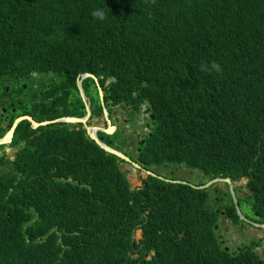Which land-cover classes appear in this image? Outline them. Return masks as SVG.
I'll return each mask as SVG.
<instances>
[{
    "label": "trees",
    "instance_id": "1",
    "mask_svg": "<svg viewBox=\"0 0 264 264\" xmlns=\"http://www.w3.org/2000/svg\"><path fill=\"white\" fill-rule=\"evenodd\" d=\"M212 63L222 71L201 70ZM52 72L47 103L19 107L10 125L20 115L83 117L84 107L61 112L51 101L64 97L51 94L71 90L84 106L79 79L94 74L106 100L150 103L148 165L248 179L238 201L264 222V0H0V99L16 107L21 84L34 92L32 74ZM92 86L99 101L95 79L84 80L88 94ZM21 142L14 164H0V264H264L249 244L225 251L218 240L220 212L244 221L230 190L225 205L213 188L155 177L132 190L120 158L82 124L23 121L11 145Z\"/></svg>",
    "mask_w": 264,
    "mask_h": 264
},
{
    "label": "flooded vegetation",
    "instance_id": "2",
    "mask_svg": "<svg viewBox=\"0 0 264 264\" xmlns=\"http://www.w3.org/2000/svg\"><path fill=\"white\" fill-rule=\"evenodd\" d=\"M52 75H54V74H46V76H45V75L40 73L35 77L34 73H33L32 77H30L28 79V83L33 86V89L35 91L34 92L30 91L27 84H21V86L24 89V92H20L17 95V99H16V103H15L16 107H14V108H13L14 103H12L9 98L6 99V97L3 96L0 99V133L3 132V135H4L7 132V130L5 128L8 125H10L12 113H17L19 111V107H24V106L30 105L32 110H34V111H36V113H38L39 106L44 102L47 103V100H45V97H47V94L44 91V89L47 87H51L50 83H46L47 80H52L53 82H55V78H53ZM97 88H98V86H97ZM8 91H9V89L7 88L6 92H8ZM95 91H96L95 86L91 87L90 94H88L85 91L87 98H88V103L91 105V108H92V117H91V120L89 121L88 125H93L94 122L96 121L95 126H97L98 129H104L106 131L107 130L110 131L114 127L113 132H112L113 133L112 136H117V137L119 136L121 141L114 142V140H112V141L105 140V137L102 135V134H105V132L103 130H100L99 132H97L98 137L102 138L107 144H111V146L114 149H116L119 152H121L122 154L126 155L129 158V160H131V162L127 163L128 166L130 167L128 169V172L131 174H137V177H139L140 179L142 178L143 185H144L145 181L148 180L150 177H155L153 174H155L157 176L155 178L162 177L164 179L175 180V181H176V179H178L177 177H179V176L183 177L184 176L186 178V179H184V181H186V182L188 181V183H189L190 178L194 177L195 173L200 174L197 170H195V171L189 170L184 165H180L178 163L167 164V165H163V164L162 165H156L153 163L151 165H148V162H150V161H149V157L144 155V147L146 146L148 139L151 136H153V132H154V129L156 126L154 124L155 121L152 119V111H151L150 104L146 101H143L142 99L137 101L135 106L132 104H123V102L122 103H115L114 101L106 100L105 95H104L105 93H103V99L100 97L99 101H98V99L96 98V95L94 94ZM98 92H99V90H98ZM51 96L52 97H58V96L64 97V100H60V102H58V100H56V99H54L52 101H51V99H48L52 102V105L61 106L60 107L61 112L67 113L72 109L83 110V107H84L86 114L83 117L87 116V114H88L87 104H86L85 100L83 99L82 94H81V97L83 99L84 106L81 103L74 101V99H73L74 93L71 90L65 91V92H60V91H58L57 87H54V91L51 94ZM99 96H100V94H99ZM40 99H42L44 101H42ZM4 103H5V106H2V104H4ZM7 106H12L11 112H9L7 110ZM4 109H6L5 114H3ZM105 110L108 112V117H106V115H105ZM33 115H34V117L40 116L39 114H33ZM20 116H25V115H20ZM64 117H67V116H64ZM64 117H61V118H64ZM61 118H58V119H61ZM32 119H33V117H32ZM58 119H54V120H58ZM54 120L48 119V120H42L41 122L54 121ZM70 125L72 126L74 124H70ZM82 128L86 129L88 132V129L86 128V126L84 124H82ZM4 130H6V131H4ZM106 136H108V135H106ZM117 140H118V138H117ZM7 147L11 148V151H7L6 150ZM26 147H27L26 144H24L23 142H21V144L18 147L12 146V145H9V146L0 145V164L2 163L1 162L2 158H4V160L6 161V164L8 166H12L14 164V162L17 160L19 153L23 152ZM4 151L7 152V154H8V160H6V158L4 156L5 155ZM133 163L139 165L140 167H136L135 165H133ZM121 164H122V162L119 163L120 166H121ZM0 167H2V166L0 165ZM160 168L163 171H161ZM2 169H3V167H2ZM183 169H185V172L182 171ZM200 175L202 177L201 179L205 180V184L208 183L209 181L214 180V179H207L206 175H204V174H200ZM144 176H147V177L144 178ZM219 178H224V177H219ZM218 182H220V181H218ZM218 182L216 181L215 183H218ZM215 183H213V186H215ZM220 183L223 184V187H221V186H217V187L210 186L209 188L212 187L214 189L215 193L219 191V194H221L223 198H227V196H228L227 192H228V190H231L230 186H229V184H227L225 182H220ZM233 183H234V189H235V192L237 195V199H238V197H240V198L248 197V193H247L248 192V187H247L248 180L246 183L243 181L233 182ZM197 185H200V184H197ZM225 185H228V187ZM242 191H244L246 193V195L243 196ZM237 192H238V194H237ZM215 200H216L215 202L220 204V205H225V204L229 203L228 200L221 201V199L218 197H215ZM238 202H239L240 209L250 219V220H245L242 218L244 220L243 222H248V224H246V225L250 224L254 228L264 229V222L257 220L254 217L255 214L252 213L250 208H245L244 207V206H246L245 204L241 205L240 201H238ZM235 206H236V204H235ZM236 209H237V207H236ZM238 212H239V210H238ZM221 218L232 221V219H230L227 215H225L224 212L219 213L218 221ZM253 222H257V224H253ZM217 236H218V240L221 244L225 242V239L222 238L221 234H217ZM252 240H256V238H253ZM246 244H249V243H245V245ZM257 246H258V244H253L254 249H256ZM242 249H243V246L237 247L236 251H242Z\"/></svg>",
    "mask_w": 264,
    "mask_h": 264
},
{
    "label": "water",
    "instance_id": "3",
    "mask_svg": "<svg viewBox=\"0 0 264 264\" xmlns=\"http://www.w3.org/2000/svg\"><path fill=\"white\" fill-rule=\"evenodd\" d=\"M50 74H53V73H50ZM34 76L35 77L37 76L36 73H34ZM88 78H93V79L96 80L100 97L103 99V90H102V88L100 86V83H99V80H98L97 76L94 75V74H91V73L84 74L81 77V79H79V87H80V91H81L82 97H83V99L85 100V102L87 104V110H88L87 116H85V117L70 116V117H64V118H61V119H58V120H54V121H44V122H40V123L39 122H35L32 119V117H30V116H20L19 118H17L14 121L12 126H10V125L7 126L9 131L6 133L5 136H3L0 139V145L11 144L16 128L19 126V124L22 121H25V120H27V121H29L31 123L32 129H36L37 127H40V126H47V125L57 124V123H61V122L62 123H68V124H84L86 126V128L88 129L90 137L96 142L97 145H99V147H101L103 150H105L109 154H112V155H115L117 157L122 158V160H124L126 162H131V160H129V158L126 155L122 154L118 150H116L113 147H111L110 146L111 144L104 143V141L97 136V131H100V130H103L105 132V134H107V135L113 134L112 132H113L114 127L112 128V130H110V131L107 130L106 131L104 129H98L97 126L88 125V123H89V121L91 120V117H92V108H91V105L88 103V98H87V95H86V93L84 91V88H83V82H84V80H86ZM113 80L115 81V78ZM5 113H6V109L3 110V114H5ZM105 115H106V117H108V112L106 110H105ZM152 119L153 120L156 119L155 115H152ZM154 124L156 125L157 123L155 122ZM7 150H8V148H7ZM133 165H135L136 167H140L139 165H137L135 163H133ZM153 175L155 177H157L155 174H153ZM158 178L163 180V181H165V182H169V183H178V184L191 185L195 189H208L216 181L217 182L218 181L225 182V183L229 184V186H230L231 193L234 195L233 200H234V202L236 204L237 209L239 210V213H240L241 217L243 219H245V220H250L239 207V202L237 200V195H236V192H235V189H234V183L232 182L231 178H228V177L227 178H216V179H214L212 181H209L208 183H206L204 185H193V184L188 183L186 181H175V180L164 179L162 177H158ZM131 189H134V188L131 187ZM253 224H257V222H253ZM217 226H218V224H215L214 225V229L217 228ZM142 233H143V231H142ZM224 250L225 251H229L230 247L229 246H224Z\"/></svg>",
    "mask_w": 264,
    "mask_h": 264
},
{
    "label": "rangeland",
    "instance_id": "4",
    "mask_svg": "<svg viewBox=\"0 0 264 264\" xmlns=\"http://www.w3.org/2000/svg\"><path fill=\"white\" fill-rule=\"evenodd\" d=\"M5 97H6V99H8L7 95ZM93 125L94 126L96 125V121L94 122ZM2 135H3V132L0 133V136H2ZM106 135L105 134L103 135L105 137V140H110V141L114 140V142L121 141L119 136L118 137L117 136H112V134L108 135V136H106ZM117 138H118V140H117ZM4 154H5L4 156H5L6 160H8L7 152L4 151ZM163 165H166V164H163ZM121 168H122L123 172L127 175V178L129 180V183L131 184V187H133V188L142 187V185H143L142 178L140 179L139 177H137V174L129 173L128 169L130 167L128 166V164L122 163L121 164ZM160 170L163 171L161 168H160ZM6 171L7 170H4V169H2V167H0V174L2 176H4ZM182 171L185 172V169H183ZM146 177L147 176H144V178H146ZM177 178L178 179H176V181H184V179H186L184 176L183 177L179 176ZM201 178L202 177H201L200 174L195 173L194 177L190 178L189 183H191L193 185L200 184L201 181L203 180ZM244 182L246 183L247 181H244ZM211 186H213V185H211ZM217 186L223 187V184L218 182V183H215V186H213V187H217ZM242 192H243L242 193L243 196L246 195V193L244 191H242ZM230 194H231L232 198H234V195L231 193V190H230ZM237 194H238V192H237ZM238 198H240V197H238ZM246 198H248V197H246ZM223 199L224 200H228L229 197L227 196V198H223ZM244 204L246 205V206H244L245 208H249V206L246 204V202ZM232 221L224 219V218H221L218 221V223H217L218 226H217V228H215V230H216L217 234H221L222 238L225 239V242L221 244L222 246L223 245L230 246V250L236 251L237 247L244 246L245 243H249V245L251 247H253V244H254L253 240H252L253 238H256V240H259V239L263 240L264 229L254 228L250 224L246 225V224H248V222L241 221L240 224H237V222L234 223V221L233 222ZM142 231H143L142 229H137L136 230L135 235H134L136 240L142 239V237H143ZM255 250H256V252H258L260 254L261 257L264 258V244H258V246L256 247Z\"/></svg>",
    "mask_w": 264,
    "mask_h": 264
},
{
    "label": "clouds",
    "instance_id": "5",
    "mask_svg": "<svg viewBox=\"0 0 264 264\" xmlns=\"http://www.w3.org/2000/svg\"><path fill=\"white\" fill-rule=\"evenodd\" d=\"M91 15L93 16V18L94 19H97V20H100V21H103L105 18H106V13H105V11L103 10V9H101V8H97V9H95V10H93L92 11V13H91ZM201 70L202 71H211V70H214V71H216V72H221L222 71V68H221V66L218 64V63H212L210 66L209 65H201ZM83 76V75H82ZM81 79V78H80ZM84 83V82H83ZM84 88V87H83ZM103 93H104V91H103ZM150 104V103H149ZM151 106V105H150ZM151 111H152V107H151ZM152 115H154L153 114V112H152ZM25 116H30V115H25ZM31 117V116H30ZM67 117H70V116H67ZM74 117H76V116H74ZM156 117V116H155ZM19 118V117H18ZM17 119V118H16ZM15 119V120H16ZM34 120V119H33ZM25 121H27V120H25ZM35 121V120H34ZM156 123H157V121H156V119L154 120ZM23 122V121H22ZM21 122V123H22ZM29 122V121H28ZM35 122H37V121H35ZM14 123V122H13ZM30 123V122H29ZM40 123V122H39ZM62 123V122H61ZM31 124V123H30ZM58 124V123H57ZM68 124V123H67ZM13 125V124H12ZM11 125V126H12ZM51 125H53V124H51ZM70 125V124H69ZM74 125H79V124H74ZM48 126V125H47ZM90 126H94V125H90ZM156 126H157V124H156ZM155 126V127H156ZM40 127H43V126H40ZM32 128V127H31ZM38 128V127H37ZM36 128V129H37ZM6 130H7V132L9 131V129H8V127H6L5 128ZM17 129V128H16ZM32 130H35V129H32ZM16 131V130H15ZM6 132V133H7ZM97 132H99V131H97ZM6 133L4 134V135H2V136H0V139L3 137V136H5L6 135ZM15 134V133H14ZM89 134V133H88ZM97 136H98V134H97ZM14 137V136H13ZM102 139V138H101ZM103 140V139H102ZM104 141V140H103ZM12 143H13V140H12ZM11 143V144H12ZM104 143H106L105 141H104ZM11 144H8L7 146H9V145H11ZM107 144V143H106ZM99 146V145H98ZM111 146V145H110ZM112 147V146H111ZM8 148V150L7 151H11V148H9V147H7ZM120 158V157H119ZM120 162H122V163H128V162H126V161H124V160H122V158H120V161H119V163ZM120 166V165H119ZM120 168H121V166H120ZM121 170H122V168H121ZM123 171V170H122ZM126 177H127V175H126ZM128 179V178H127ZM232 180V179H231ZM248 179H244V180H241V181H247ZM249 181V180H248ZM233 182V181H232ZM240 182V181H239ZM136 188H141V187H136ZM135 189V188H134ZM133 190V189H132ZM238 200V199H237ZM143 230V229H142ZM223 246H227V245H223Z\"/></svg>",
    "mask_w": 264,
    "mask_h": 264
},
{
    "label": "crops",
    "instance_id": "6",
    "mask_svg": "<svg viewBox=\"0 0 264 264\" xmlns=\"http://www.w3.org/2000/svg\"><path fill=\"white\" fill-rule=\"evenodd\" d=\"M6 150H7V148H6Z\"/></svg>",
    "mask_w": 264,
    "mask_h": 264
},
{
    "label": "bare ground",
    "instance_id": "7",
    "mask_svg": "<svg viewBox=\"0 0 264 264\" xmlns=\"http://www.w3.org/2000/svg\"><path fill=\"white\" fill-rule=\"evenodd\" d=\"M244 182V181H243Z\"/></svg>",
    "mask_w": 264,
    "mask_h": 264
}]
</instances>
